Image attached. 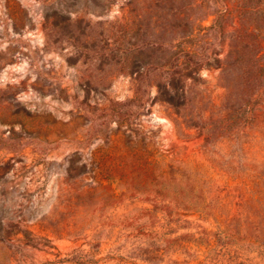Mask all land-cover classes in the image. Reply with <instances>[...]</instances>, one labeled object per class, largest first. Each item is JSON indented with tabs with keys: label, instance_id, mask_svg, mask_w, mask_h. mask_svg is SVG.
<instances>
[{
	"label": "rangeland",
	"instance_id": "1",
	"mask_svg": "<svg viewBox=\"0 0 264 264\" xmlns=\"http://www.w3.org/2000/svg\"><path fill=\"white\" fill-rule=\"evenodd\" d=\"M263 9L0 0V264H264Z\"/></svg>",
	"mask_w": 264,
	"mask_h": 264
},
{
	"label": "trees",
	"instance_id": "2",
	"mask_svg": "<svg viewBox=\"0 0 264 264\" xmlns=\"http://www.w3.org/2000/svg\"><path fill=\"white\" fill-rule=\"evenodd\" d=\"M264 11V9H263ZM254 29L256 30H260L261 28L258 26H255ZM250 31L245 32V31H240V34H238L237 36H235L233 43H232V49L229 53V55L227 56V58L221 63V65L219 67H222V69L225 70H229V69H234V68H238L240 69L242 72V76L243 78H246V82L245 85L243 86V93L244 94H249V96L251 95L250 93L252 92V88L250 86V82L252 81V77H251V73L250 70L252 68H254V66L256 65V68H259L260 70H264V62H263V58H264V52H263V48L261 46V49H257V53H255V55L253 56V61L256 63L255 65L252 64H244L245 62V55H247L246 50H249V47L251 46V42L247 40V38L250 37V35H254L253 29H249ZM244 41L247 42V44H244ZM262 43V42H261ZM260 45V43H259ZM262 45V44H261ZM255 46L258 47V44H256ZM190 56V52H188L187 57ZM264 82V80H263ZM250 101V100H248ZM249 105V104H248ZM249 107V106H247Z\"/></svg>",
	"mask_w": 264,
	"mask_h": 264
},
{
	"label": "built area",
	"instance_id": "3",
	"mask_svg": "<svg viewBox=\"0 0 264 264\" xmlns=\"http://www.w3.org/2000/svg\"><path fill=\"white\" fill-rule=\"evenodd\" d=\"M154 115L156 116V114H154ZM157 119L160 120V121H166L165 118H161V117H158V116H157Z\"/></svg>",
	"mask_w": 264,
	"mask_h": 264
}]
</instances>
